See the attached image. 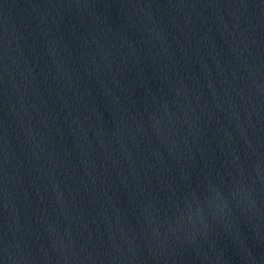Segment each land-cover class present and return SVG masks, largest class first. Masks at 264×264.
Wrapping results in <instances>:
<instances>
[{
    "label": "water",
    "instance_id": "water-1",
    "mask_svg": "<svg viewBox=\"0 0 264 264\" xmlns=\"http://www.w3.org/2000/svg\"><path fill=\"white\" fill-rule=\"evenodd\" d=\"M0 264H264V0H0Z\"/></svg>",
    "mask_w": 264,
    "mask_h": 264
}]
</instances>
